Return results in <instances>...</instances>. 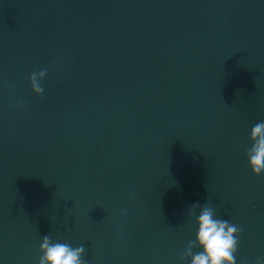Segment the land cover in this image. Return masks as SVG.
Here are the masks:
<instances>
[{
	"label": "water",
	"instance_id": "obj_1",
	"mask_svg": "<svg viewBox=\"0 0 264 264\" xmlns=\"http://www.w3.org/2000/svg\"><path fill=\"white\" fill-rule=\"evenodd\" d=\"M261 120L264 0H0V264H38L47 234L89 264H177L197 202L257 264Z\"/></svg>",
	"mask_w": 264,
	"mask_h": 264
},
{
	"label": "clouds",
	"instance_id": "obj_2",
	"mask_svg": "<svg viewBox=\"0 0 264 264\" xmlns=\"http://www.w3.org/2000/svg\"><path fill=\"white\" fill-rule=\"evenodd\" d=\"M47 74L48 70L44 68L34 69L29 75L32 92L41 98L45 95L42 81ZM16 106L25 107L22 101H17ZM249 140L250 146L245 151L248 167L254 176L260 177L264 175V120L252 126ZM188 217L194 218L195 236L179 254L177 264H182L186 258L188 264H238L237 253L241 243L240 236L243 233L241 226L219 218L216 208L208 202L203 205L199 202L191 205L188 208ZM38 251L40 253L38 264H89L84 258L86 256L84 245L73 247L69 241L53 240L49 234L42 237ZM239 264H249V261L241 257ZM257 264H264V260L257 261Z\"/></svg>",
	"mask_w": 264,
	"mask_h": 264
}]
</instances>
